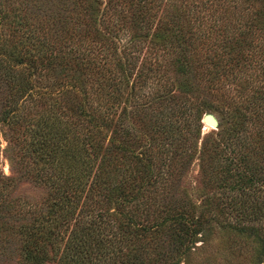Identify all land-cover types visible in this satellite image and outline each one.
Here are the masks:
<instances>
[{
  "label": "trees",
  "instance_id": "16d2710c",
  "mask_svg": "<svg viewBox=\"0 0 264 264\" xmlns=\"http://www.w3.org/2000/svg\"><path fill=\"white\" fill-rule=\"evenodd\" d=\"M217 99L214 214L171 190ZM0 131V256L15 240L24 264H152L224 213L261 254L264 0H0ZM22 175L41 198L10 194Z\"/></svg>",
  "mask_w": 264,
  "mask_h": 264
},
{
  "label": "rangeland",
  "instance_id": "374dc122",
  "mask_svg": "<svg viewBox=\"0 0 264 264\" xmlns=\"http://www.w3.org/2000/svg\"><path fill=\"white\" fill-rule=\"evenodd\" d=\"M213 100L210 103L211 106L205 107L200 115V132L198 135L195 133V137L193 138V141L195 139V145L187 150V154L183 158L182 164L179 166L171 193L172 196H179L186 200L189 199L196 204L202 203L203 205L205 203H210L213 210L212 213L215 214L216 210L213 195H217V192H215L216 189H212V186H209L206 181L203 164H201L200 156L202 155L199 151L203 138L205 139L206 137L208 139L214 136V131L222 121L223 113L219 107L221 100ZM204 111H208L215 116L217 123L214 127H204L201 120ZM4 145L5 140L0 133V169L5 174H11L7 158L3 153ZM177 158L181 160V157L178 156ZM44 193L43 187L33 183L23 175L18 176L14 186L10 188L11 195L27 196L29 199L33 200L41 198ZM197 209L198 208L195 210ZM154 213L159 214L158 218H161L163 215L162 212L158 213L157 210H155ZM224 214L218 216L214 215L218 218L217 221H215V219L209 220L211 226L208 231H210V234L206 237H203L200 231L196 232L192 237L190 235L188 237L186 233H182L180 237L175 236L174 233H167V237L169 236L171 239L172 248L167 251V257L164 260L157 259L152 264H264V252L261 254L256 252V248L253 247L255 245L250 241L251 238H247L246 243H239L234 232L227 230L223 232L220 231L218 221ZM209 219L211 218L209 217ZM166 224L167 222H165V225ZM166 227L171 228V226L167 225ZM140 242L139 244H143ZM6 252V255L0 256V264H24L21 261L19 249L15 240L8 242ZM43 264H54V262L45 261Z\"/></svg>",
  "mask_w": 264,
  "mask_h": 264
},
{
  "label": "water",
  "instance_id": "95a60500",
  "mask_svg": "<svg viewBox=\"0 0 264 264\" xmlns=\"http://www.w3.org/2000/svg\"><path fill=\"white\" fill-rule=\"evenodd\" d=\"M205 112L206 113H209L212 117H213V120L212 119H210L209 121V123L211 124L210 126L211 127H214L215 125H216V123H217V121H216V118H215V116L212 114V113H210V112H208V111H204L203 112V114H202V116H201V120H202V122L204 121V118H205ZM207 126V125H206ZM206 126H204V127H206Z\"/></svg>",
  "mask_w": 264,
  "mask_h": 264
},
{
  "label": "bare ground",
  "instance_id": "6f19581e",
  "mask_svg": "<svg viewBox=\"0 0 264 264\" xmlns=\"http://www.w3.org/2000/svg\"><path fill=\"white\" fill-rule=\"evenodd\" d=\"M210 119H212L213 120V117L209 114V113H206L205 112V118H204V121H203V124H204V126H210L211 124L209 123L210 121Z\"/></svg>",
  "mask_w": 264,
  "mask_h": 264
}]
</instances>
